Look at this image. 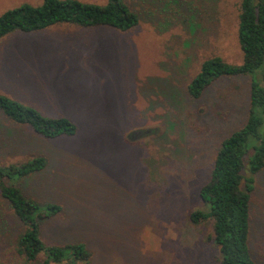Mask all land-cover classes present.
I'll return each mask as SVG.
<instances>
[{"label": "rangeland", "instance_id": "rangeland-1", "mask_svg": "<svg viewBox=\"0 0 264 264\" xmlns=\"http://www.w3.org/2000/svg\"><path fill=\"white\" fill-rule=\"evenodd\" d=\"M103 4L105 0H79ZM133 28L58 24L0 39V94L75 126L43 139L0 114V165L41 156L16 186L60 211L39 223L46 245L82 243L83 264H218L198 198L220 141L244 122L247 76L221 78L192 99L200 63L240 61L239 0H123ZM40 0H0V14ZM250 197V250L264 264V169ZM23 227L0 197V264H37L14 249ZM66 264V263H62Z\"/></svg>", "mask_w": 264, "mask_h": 264}, {"label": "trees", "instance_id": "trees-1", "mask_svg": "<svg viewBox=\"0 0 264 264\" xmlns=\"http://www.w3.org/2000/svg\"><path fill=\"white\" fill-rule=\"evenodd\" d=\"M172 1V0H171ZM138 23V15L123 0L103 4L79 0H40L0 14V39L13 32L33 33L58 24L78 27H109L124 32ZM235 38L240 61L229 64L213 56L203 60L185 85L188 97L197 99L221 78L247 76V110L243 124L224 137L214 154L207 180L198 190L204 210L190 212L189 221H211V241L218 264H258L249 245L250 197L255 177L264 169V0H239ZM0 114L26 126L43 139L71 137L75 126L64 117H47L34 108L0 94ZM47 165L44 157L0 165V197L23 227L14 249L26 261L37 264H83L89 253L82 243L46 245L39 237V223L60 211L52 203L39 204L22 194L16 183Z\"/></svg>", "mask_w": 264, "mask_h": 264}]
</instances>
